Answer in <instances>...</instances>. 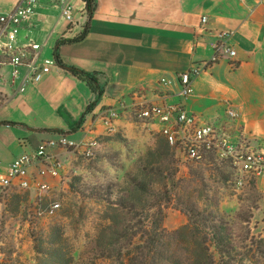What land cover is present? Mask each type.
I'll return each instance as SVG.
<instances>
[{
  "label": "crops",
  "instance_id": "obj_1",
  "mask_svg": "<svg viewBox=\"0 0 264 264\" xmlns=\"http://www.w3.org/2000/svg\"><path fill=\"white\" fill-rule=\"evenodd\" d=\"M19 1L0 0V15L11 12ZM72 3L75 27L54 0H39L19 35L20 47L41 45L38 65L50 62V72L39 83L29 81L26 67L14 78L9 56L0 49V123L24 125L0 126V180L17 158L59 135L41 130L72 129L92 100L88 87L54 61L59 40L79 36L85 26V39L62 45L60 55L67 66L98 75L105 94L96 113L144 100L184 104L205 122L264 146V0H97L91 19L85 0ZM203 17L208 18L206 24ZM223 32L231 34L236 56L222 55L193 79L194 93L181 98L179 75L203 67ZM228 107L240 115L235 122L226 114ZM124 112L133 110L120 115ZM92 122L89 117L85 129L72 135L74 140L87 137L85 130ZM153 125L160 132V125ZM96 129V135H104L100 123ZM258 187L263 199L257 218H263L264 182L258 181ZM2 191L0 187V195Z\"/></svg>",
  "mask_w": 264,
  "mask_h": 264
},
{
  "label": "trees",
  "instance_id": "obj_2",
  "mask_svg": "<svg viewBox=\"0 0 264 264\" xmlns=\"http://www.w3.org/2000/svg\"><path fill=\"white\" fill-rule=\"evenodd\" d=\"M85 2L91 19L97 0ZM87 33L85 26L79 36L59 40L54 61L88 87L92 100L72 129L43 132L75 135L85 129L89 117L94 119L96 115L105 94L98 75L67 66L60 55L62 45L78 44ZM0 126L24 125L1 122ZM98 141L99 147L92 157L74 156L81 162L105 159L98 151L110 142V136L101 135ZM180 158L178 149L158 132L154 142L144 148L120 178L89 183L76 172L64 171L61 181L66 184L71 201L73 198L76 203H92L99 208L95 233L78 257L70 251L57 224L50 230L31 234L37 257L31 264H264V235L257 233L260 223L255 220L263 199L258 181L246 177L238 209L229 210L211 197L218 195L216 183L225 190L237 186L239 176L231 162L207 151L205 158L193 163L184 176ZM200 187L203 190L198 191ZM173 203L188 222L181 229L168 232L166 214ZM54 204L40 193L17 187L3 190L0 195L4 213L24 225L53 216L49 210ZM19 261L8 263L0 259V264H28Z\"/></svg>",
  "mask_w": 264,
  "mask_h": 264
},
{
  "label": "built area",
  "instance_id": "obj_3",
  "mask_svg": "<svg viewBox=\"0 0 264 264\" xmlns=\"http://www.w3.org/2000/svg\"><path fill=\"white\" fill-rule=\"evenodd\" d=\"M61 9L65 20L72 26L75 22V6L72 0H54ZM245 2L247 0H240ZM39 6V0H20L17 6L6 14L0 15V49L9 56V64L14 78L18 77L24 67L29 70V81L39 83L50 72V62L38 65V51L41 45L33 44L20 47L18 38L23 27L30 21ZM207 17L202 23L206 24ZM231 34L223 32L219 42L213 45L214 55L203 67L193 68L179 75V96L187 99L193 93V79L207 71L221 60L222 55L235 57L236 51L230 44ZM1 81V79H0ZM164 85L170 81L162 80ZM24 91V88H21ZM131 108L139 119L160 125V133L181 153L187 163H198L205 158L207 151H214L220 160H229L238 174L237 187L242 189L245 178L264 182V146L254 144L242 133H230L224 126L205 122L202 117L187 111L184 104L158 105L149 101L135 102L131 106L121 104L117 109H101L96 113L92 124L86 128L87 137L74 140L68 135H57L53 139L42 141L30 153L17 158L9 167L8 175L0 180V187L6 190L17 187L44 193L50 190L49 179H61L65 171V155L92 157L99 147L96 135V123L105 131L113 132L120 119V111ZM226 114L232 121L239 118V113L228 107ZM88 135H91L88 137ZM60 204H54L49 214L54 215Z\"/></svg>",
  "mask_w": 264,
  "mask_h": 264
},
{
  "label": "rangeland",
  "instance_id": "obj_4",
  "mask_svg": "<svg viewBox=\"0 0 264 264\" xmlns=\"http://www.w3.org/2000/svg\"><path fill=\"white\" fill-rule=\"evenodd\" d=\"M157 132L158 128L152 122L139 119L135 112H124L116 123L113 132L104 131V135L110 136V142H106L98 154L105 155V159L81 162L73 154L65 155L63 159L65 173L76 172L89 183L120 178L125 169L133 164L144 148L154 142ZM69 137L74 139L72 135ZM193 165V163L184 162L180 158L182 175L186 176L189 168ZM48 182L50 190L42 193V195L49 198L53 203L60 204V208L51 217H45L43 220L36 219L34 220L35 223L27 222L24 225L18 219L11 218L4 213V208L0 205V259H4L8 263H15L17 260L28 262V264L34 263L37 257L35 256L31 234L37 235L42 230H50L53 224L62 228L70 251H73L76 257L82 253L87 240L93 237L99 208L92 203H76L73 198L71 201L68 197L67 186L62 183L61 179H49ZM214 189L218 192L216 197L213 195L211 197L214 202L220 201L222 206L229 210L238 209V197L241 190L237 186L231 190H225L222 185L216 183ZM201 190L203 188L200 187L198 191ZM36 196L33 194V198ZM175 207L174 203L171 204L166 214L165 229L168 232L181 229L188 222L187 216ZM263 218H257L256 214L255 220L260 223L257 233L262 235H264Z\"/></svg>",
  "mask_w": 264,
  "mask_h": 264
}]
</instances>
